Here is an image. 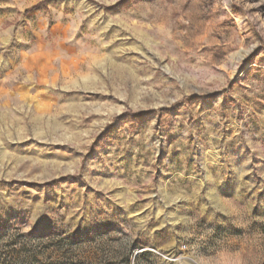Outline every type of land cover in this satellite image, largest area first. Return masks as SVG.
Masks as SVG:
<instances>
[{
  "label": "rangeland",
  "instance_id": "1",
  "mask_svg": "<svg viewBox=\"0 0 264 264\" xmlns=\"http://www.w3.org/2000/svg\"><path fill=\"white\" fill-rule=\"evenodd\" d=\"M0 264H264V0H0Z\"/></svg>",
  "mask_w": 264,
  "mask_h": 264
}]
</instances>
